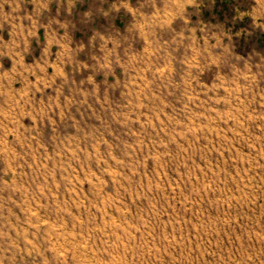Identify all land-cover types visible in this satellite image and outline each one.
Returning <instances> with one entry per match:
<instances>
[{
    "label": "rangeland",
    "instance_id": "obj_1",
    "mask_svg": "<svg viewBox=\"0 0 264 264\" xmlns=\"http://www.w3.org/2000/svg\"><path fill=\"white\" fill-rule=\"evenodd\" d=\"M0 264H264V0H0Z\"/></svg>",
    "mask_w": 264,
    "mask_h": 264
}]
</instances>
